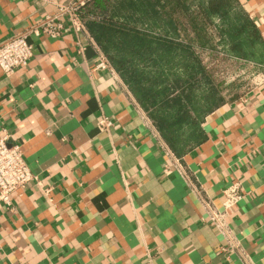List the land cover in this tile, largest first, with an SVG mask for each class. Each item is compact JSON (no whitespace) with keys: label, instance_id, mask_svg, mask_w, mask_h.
<instances>
[{"label":"crops","instance_id":"0c3cea01","mask_svg":"<svg viewBox=\"0 0 264 264\" xmlns=\"http://www.w3.org/2000/svg\"><path fill=\"white\" fill-rule=\"evenodd\" d=\"M74 1L0 0V44ZM165 1L110 0L106 23L181 42L187 30L171 21L187 15ZM238 1L264 40V0ZM31 42L28 67L0 69V137L22 146L36 177L11 206L0 201V264H246L201 201L221 210L236 180L244 199L230 227L264 264V71L202 118L198 143L173 152L179 167L90 30Z\"/></svg>","mask_w":264,"mask_h":264},{"label":"trees","instance_id":"16d2710c","mask_svg":"<svg viewBox=\"0 0 264 264\" xmlns=\"http://www.w3.org/2000/svg\"><path fill=\"white\" fill-rule=\"evenodd\" d=\"M95 1L93 4H96ZM187 2L192 0H172L171 4L166 3L172 9V14L176 13L177 9H181L188 15ZM97 6L100 7V3ZM198 9V24L195 25V18L190 19L195 37L191 38L188 44L154 37L129 26L111 22L104 30L109 32L112 43L117 42L115 49L119 58L116 59L110 55L108 42L106 45L102 39L105 35L102 34L101 38L95 35L113 65L122 73L140 103L155 120L163 138L176 155L183 154L198 143L200 121L222 101L216 98L219 86L214 85L212 76L205 66H202L193 50L195 45L201 48L211 47L213 36L209 34L208 27L212 25L213 19L218 18L226 26L223 31L221 29V33L227 34L232 54L241 59H250L255 56V52L248 50H255L257 47L264 55V40L254 22L241 9L238 0H201ZM236 15H239L237 23L230 24V20ZM85 17L86 15L82 14V18ZM181 23L174 19L171 21L175 28ZM182 60H187L191 64L187 67L189 70L187 78L181 79V82L176 80L163 84L161 80L146 77L142 70H138L144 64L143 70L151 72L157 68L160 69L157 75L164 77L172 70V68L164 69V65H172ZM152 61L155 64L150 66ZM181 73H183L182 68ZM164 78L166 82V77ZM204 87L210 90L211 94H204L205 97H201L200 95L203 94L201 89L203 90ZM185 128L191 130L188 136H185L187 129L183 132Z\"/></svg>","mask_w":264,"mask_h":264},{"label":"built area","instance_id":"2783aa9c","mask_svg":"<svg viewBox=\"0 0 264 264\" xmlns=\"http://www.w3.org/2000/svg\"><path fill=\"white\" fill-rule=\"evenodd\" d=\"M87 1L75 0L67 6H61L59 13L55 16L46 17L36 25L0 44V69L2 72L11 76L18 70L28 67L34 55L31 38L38 39L45 36L50 39H60L68 29H73L78 33L85 31L80 19V9ZM110 67V63L102 56L98 68L105 70ZM101 124L106 128L112 125L107 119H102ZM10 139L11 136L6 133L0 137V201L7 206L12 205L13 194L27 189L31 183L36 181V177L27 164L22 146L11 144ZM164 146L169 156L179 164L180 160L174 157L173 152L166 145ZM178 166L180 167V164ZM223 195L224 202L221 210L209 200L201 199L208 221L223 237L227 249L239 253L244 257L246 264H251L242 248L240 239L229 223L232 211L244 199L241 183L238 180L234 181L224 190Z\"/></svg>","mask_w":264,"mask_h":264},{"label":"rangeland","instance_id":"374dc122","mask_svg":"<svg viewBox=\"0 0 264 264\" xmlns=\"http://www.w3.org/2000/svg\"><path fill=\"white\" fill-rule=\"evenodd\" d=\"M94 0H88L83 7L80 9V19L81 22L85 28V31L90 30V33L93 34V36H100L101 34L105 35V38H102L104 40V43L110 48V55L116 59H118V51L115 49V45L117 42L112 43L109 32L105 31L104 28L107 27L109 24L106 22L111 21V16L108 12V4L110 0H104L102 3L104 5V9H101L102 6L95 8L93 5ZM91 3V4H90ZM201 3V0H192L190 4H188V15L186 16V20L182 21L181 28H184L186 31V34H184L183 37H181V43L188 44L189 40L191 38L195 37V33L193 30V26L190 22V19L195 18L196 23L198 24V13L199 9L198 6ZM86 15L85 18H82ZM239 15H236V17H232L230 20V24H236L238 20L237 17ZM90 20V22L93 24V26L87 25V22ZM118 25V24H117ZM94 31H92V29ZM224 27L226 26L220 21L218 18L213 19L212 25L208 27L209 34L213 36V41L210 48H201L197 45L193 47L194 52L196 53V56L200 60L202 66H205L206 70L210 75L212 76V79L214 81V85L219 86V91L216 93V98L222 99V101L219 103V105L229 101L231 98L241 95L244 92H246L248 89H250L254 84L253 78L257 77L260 73L264 71V55L263 51L258 49L257 47L255 50L249 49V52H255V56L251 57L250 59H241L230 51V45H229V38L226 35H223L221 33V29L223 31ZM108 28V27H107ZM229 28V25L227 26V29ZM108 38V39H107ZM104 58L110 63L108 57L104 55ZM258 60H261L263 62H260ZM162 62V61H161ZM155 64V62H150V66ZM190 62L187 60L178 61L175 63H172V65L167 64L164 65L165 68H172L170 73H167L166 76V82H164L165 78L163 76L159 77L157 75V71L160 69H153L154 71L147 72L144 69V64L138 69L142 70L147 76L146 77H152L154 79H159L163 82V84H168L169 82H176L182 81L181 79H186L189 73V70L187 67L190 66ZM179 68V69H178ZM181 68L183 70V73H181ZM163 69V68H162ZM131 87V86H130ZM132 88V87H131ZM133 90V89H132ZM134 92V91H133ZM201 92H203L201 97H205L204 94H211V91L208 90L206 87L201 89ZM135 93V92H134ZM136 95V94H135ZM137 97V95H136ZM138 99V97H137ZM139 104L144 109L147 117L150 119V121L153 123L154 127L158 131V134L162 137L163 142L165 145L173 152L170 145L166 142V140L163 138L155 120L151 117L150 113L143 107V105L140 103L138 99ZM218 105V106H219ZM187 129V130H186ZM185 136H188L190 134V128H185L183 132H185ZM193 145V144H192Z\"/></svg>","mask_w":264,"mask_h":264}]
</instances>
